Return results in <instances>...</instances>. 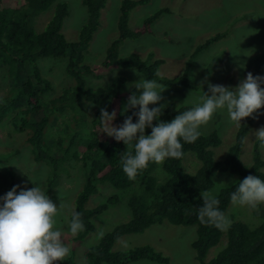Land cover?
Segmentation results:
<instances>
[{
  "label": "trees",
  "instance_id": "1",
  "mask_svg": "<svg viewBox=\"0 0 264 264\" xmlns=\"http://www.w3.org/2000/svg\"><path fill=\"white\" fill-rule=\"evenodd\" d=\"M55 0H0V64L7 67V76L16 92L17 101L11 107V120L14 130L25 133L26 142L32 147L33 159L44 161L50 167V174L46 178L44 191L48 194L54 187L57 178V169L66 157H73L83 166L81 187L74 198L73 210L79 212L84 223V230L73 236L82 239L92 231L90 222L92 215L103 211L108 204L115 202V196L107 197L103 202L91 207H85L90 194L95 193L97 183L106 182L115 189H126L133 186L134 190L128 195L126 204L130 211L129 218L105 232L99 240L84 251L85 264H124L128 261L148 259L155 262H166V258L154 251L148 245L136 246L124 251H113L111 246L121 236L130 233H139L152 224L167 222L178 226H194V239L190 242L194 259L197 264H264V208L259 205L251 209L259 218L254 225H247L241 221H231L227 230H220L212 225L201 224L198 219V208L202 206L200 192L212 186L211 173H233L243 178L256 175L264 180V158L257 150L258 140L253 143L252 158L248 165L239 160L243 139L252 118H244L239 128H236L232 143L220 160L214 159L212 147L219 144V137L214 130L201 134L194 143L183 144V152L191 153L199 165L193 173H186L181 165L182 159L166 158L161 165L167 177L158 182L150 173L149 162L147 169L138 173L134 180H130L122 169V155L132 151L134 142L129 144L116 141L113 137L108 140L95 137V132L102 130L100 110L106 108L109 113L116 110L113 120L114 126H119L124 119L132 115L136 109L125 111L128 97L137 90L133 86L128 91H122L123 78L115 77L104 86L86 84L85 75H91L94 68L79 64L77 52L87 45L93 32L98 26L99 10L105 0H81L86 9L85 22L80 26L77 38L67 41L60 31L63 17L66 15V4ZM147 0H121L117 17V37L105 49L103 60L96 68L118 67L134 69L145 79H154L163 86H183L193 89L188 82L187 67L190 58L200 50L218 40L224 32L215 33L197 44L184 64L182 72L175 77H160L156 70L160 60L150 57L141 58L136 54L118 56L117 48L124 38H134L150 32L153 20L166 8H160L142 19L139 26L129 28L127 19L129 11L138 4ZM52 5V11L44 27L35 31L28 21L32 13L46 10ZM65 57V73L71 78L72 84L62 88L60 92L43 99V94L51 90V83L41 72L38 66L39 58ZM255 76V72H252ZM98 77V76H97ZM264 87V86H262ZM139 95V91L136 93ZM7 101H11L7 99ZM98 105L99 108L91 113L90 120L86 117V104ZM6 102L5 105H7ZM261 109H264L262 107ZM260 109V110H261ZM69 111L66 121L59 122V115ZM190 110L188 105L168 103L163 109L159 120L170 122L176 115ZM258 110V111H260ZM137 117L133 116V123ZM61 123V124H59ZM157 121H153V125ZM54 126L69 135L68 144L59 148L64 137L58 135L56 139L47 134V128ZM73 131V133H72ZM90 137L85 140L81 151L70 153L75 145L74 136L79 133ZM145 134L150 135L151 129L146 128ZM50 137L48 144L45 138ZM235 181L219 189L216 196L220 200L219 209L225 212L231 193L235 190ZM72 212L68 215L71 221ZM224 234L223 246L210 259L205 260L207 250L217 244ZM59 264H73L72 253Z\"/></svg>",
  "mask_w": 264,
  "mask_h": 264
},
{
  "label": "rangeland",
  "instance_id": "2",
  "mask_svg": "<svg viewBox=\"0 0 264 264\" xmlns=\"http://www.w3.org/2000/svg\"><path fill=\"white\" fill-rule=\"evenodd\" d=\"M58 1H63L67 7L60 31L67 41H73L77 38L80 26L85 22L86 9L81 0H55L54 3ZM120 2L121 0H105L99 10L98 26L87 45L77 52V60L79 64L94 68L91 75L84 76L86 84L94 87L104 86L113 78L122 77L121 90L128 91L135 82L145 79L142 74L129 68H96L103 60L110 41L117 37L116 23ZM160 8H166L167 11L160 13L153 20L149 33L134 38H124L117 48L120 57L133 53L141 58L150 57L160 60L156 70L160 77L171 78L179 75L197 44L215 33L224 32L222 37L189 59L191 61L190 66L187 67V79L194 88L188 89L180 85L164 86L165 91L161 93L164 99L160 103L172 102L176 105H188L192 109L200 103L199 97L203 94L202 91L208 92V84L235 88L248 72H255V76L264 77V0H147L131 8L127 19L128 27L132 29L139 26L143 18ZM51 11L52 5L44 11L29 16L28 21L33 30L40 31L44 27ZM37 63L40 72L51 83V90L43 94L44 100L57 95L62 88L72 84L71 78L64 70L65 57L39 58ZM6 71V65L0 64V196L17 185L19 186L17 193L21 188L30 189L34 186L32 181L44 190L46 178L51 172L47 163L33 159L32 147L25 140V133L29 128L23 132L14 130V122L10 119L13 111L11 105L17 101V98L16 92L11 89L13 83ZM103 104H86L87 119L90 120L91 113ZM158 106L159 104L149 105V108ZM69 114L67 110L59 115L57 120L61 123L65 122ZM262 126H264V109L258 111L256 119H252L243 139L239 160L244 165L250 164L253 155V143L256 139L252 132ZM54 128L51 125L46 132L56 139V130H58V135L64 137L59 146L63 148L68 144V137L72 134L65 135L59 127L56 130ZM236 128L235 123L230 121L227 110L221 109L207 125L199 129L202 134L211 130L217 133L219 144L211 148L214 159L223 158L233 141ZM95 137L105 140L111 138L101 130L95 132ZM49 138H45L46 144ZM88 139L90 137L84 136L82 132L74 136L75 145L70 153L75 151L79 153L84 141ZM257 150L264 158V148L260 147V143ZM66 158L67 160L59 164L55 185L47 196L57 207L59 204L64 205L57 220L58 225L62 227L64 242L72 253L73 264H85L84 251L99 240L100 232L105 233L129 218L130 211L126 201L134 190V185L126 189H115L106 182L97 183V189L88 196L85 207L91 208L111 195L115 196V202L91 216L92 231L82 239H71L68 215L73 211L74 198L81 187L83 166L73 157ZM181 165L186 173H193L199 161L191 153L186 152ZM149 173L158 182L167 177L161 165L154 162L149 167ZM211 179L212 186L206 191L216 195L220 188L235 181L241 182L244 178L233 173L213 172ZM221 182L225 184H217ZM260 205L264 208V203ZM224 214L231 221L238 220L249 226L259 221L250 207L232 202H229ZM194 236L192 225L178 226L162 222L152 224L142 232L119 237L111 246V250L124 251L136 246L148 245L166 258V262L163 263L138 259L124 264H197L190 246ZM224 242L225 236L222 234L217 244L207 250L204 259L208 260L214 256Z\"/></svg>",
  "mask_w": 264,
  "mask_h": 264
},
{
  "label": "clouds",
  "instance_id": "3",
  "mask_svg": "<svg viewBox=\"0 0 264 264\" xmlns=\"http://www.w3.org/2000/svg\"><path fill=\"white\" fill-rule=\"evenodd\" d=\"M264 77L248 72L235 88L220 84H208V92L199 97L200 103L190 110L175 116L170 122L159 120L167 106L160 103L165 91L162 84L154 79H140L134 83L137 90L128 97L125 111L136 109L123 123L114 126L116 110H100L101 132L123 141L124 145L134 142V154L129 151L122 155V169L130 180L149 166V162L162 165L166 158L182 159L183 144L194 143L200 136L199 130L211 121L217 112L226 109L230 121L239 128L244 118L256 119L258 110L264 107ZM139 91V95L136 93ZM151 107L149 105H157ZM133 116L137 117L133 123ZM157 121L155 126L153 121ZM151 134L146 135L145 129ZM264 148V126L252 132ZM17 193V186L0 196V264H56L70 253L65 244L62 227L58 225L64 205L57 207L39 184ZM217 184H225L223 182ZM202 206L198 208L201 224L212 225L220 230L231 226L224 212L219 209L220 200L211 191L200 192ZM233 204L257 209L264 203V180L248 175L237 183L230 195ZM84 230L81 214L72 211L70 233L75 236ZM100 232V237L103 236Z\"/></svg>",
  "mask_w": 264,
  "mask_h": 264
}]
</instances>
